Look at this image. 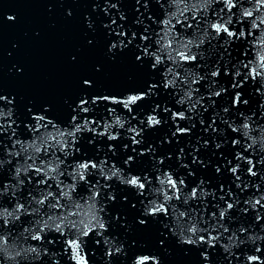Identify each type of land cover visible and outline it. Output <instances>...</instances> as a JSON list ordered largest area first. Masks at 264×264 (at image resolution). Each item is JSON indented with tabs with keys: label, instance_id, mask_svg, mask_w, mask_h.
Returning <instances> with one entry per match:
<instances>
[{
	"label": "water",
	"instance_id": "obj_1",
	"mask_svg": "<svg viewBox=\"0 0 264 264\" xmlns=\"http://www.w3.org/2000/svg\"><path fill=\"white\" fill-rule=\"evenodd\" d=\"M0 95V264H264V0H0Z\"/></svg>",
	"mask_w": 264,
	"mask_h": 264
},
{
	"label": "snow or ice",
	"instance_id": "obj_2",
	"mask_svg": "<svg viewBox=\"0 0 264 264\" xmlns=\"http://www.w3.org/2000/svg\"><path fill=\"white\" fill-rule=\"evenodd\" d=\"M112 23H115V21H112ZM218 31L220 30L219 28L217 29ZM224 31H227V29H223ZM229 35H232L231 33H229ZM118 36L121 37L122 39H120L118 42L116 43H112L109 45L110 48H116L117 46L121 47V48H127L129 45H131L132 41L131 40H128L127 39V33H118ZM133 38H135L136 34L133 33L132 34ZM125 38L127 39V43L125 42ZM144 40H147L148 37L147 36H144L143 37ZM136 54H135V61L138 62L140 65H147L149 63V61H146L144 59L145 56L147 55H150L149 53V49L148 47H143V48H139V49H136ZM184 59H189V57L185 56ZM191 59H195V57H191ZM159 62V58L157 57V63ZM151 67L153 69L156 68V63H152L151 64ZM217 73H213V75H216ZM84 85L86 87L88 86H91V82L89 80H84L83 81ZM156 85L155 84H151L149 83V81L146 79L144 81V84L142 87L140 88H136V89H130L128 90V92H134V93H138V94H134V95H130L127 97L126 100H119L117 99L118 96H122L123 94H120V95H93L91 96L90 98V101L89 99L87 98H80L78 101H76V110H78L79 113H87L88 112V104L91 102L92 104H96L97 102H102V101H108V100H111L113 101L114 103H121L123 102L124 103V106L127 108L129 107V105H132V104H135L137 101H143L146 99V97L148 96H151L152 93L155 91L156 89ZM217 96L220 95V93H216ZM241 97L237 96L236 97V102L239 103L241 102ZM0 102H9L6 98H4L2 95H0ZM156 108H159V105L156 106ZM167 110V109H166ZM179 117L181 119H184V116L182 113L178 114ZM41 119H43V117H41ZM175 119V118H174ZM72 120L75 122L76 121V116H72ZM89 122L87 120H85V125H87ZM149 123L151 125H156V124H159L160 121L155 119L154 117H150L149 118ZM82 125H79V124H76V130L77 131H80L82 130ZM179 132L181 133H185L188 131V129H185V128H179L178 126V129H177ZM71 135V133H70ZM173 135H175V133H173ZM112 139H115L114 137ZM134 141L136 143H140V141L138 140H135V137L133 138ZM217 147H219V145H217ZM132 156H129L128 159L125 161V163H129L132 161ZM81 169H88L89 167H96L95 164H89V163H85V164H81L79 166ZM216 171H219V168L216 169ZM235 171V169H233V172ZM113 175H116V173L114 172ZM80 179H84V175L83 173H81ZM169 184L172 185V187L174 189H177V191H179L180 189L178 188V184L179 185H183L184 181L183 179H180L179 181H174L172 180L171 178L167 181ZM124 183L126 184H130L132 186H135L139 189H143L145 187L144 183H141V179L138 178V177H132L128 180H125ZM96 196H99L100 193L99 192H96L95 193ZM193 195H196L195 193V190L193 191ZM110 199H112L113 201L116 199V196L115 195H111L110 196ZM133 208L135 207V205L132 206ZM232 205L229 204L228 205V208H231ZM160 214H164V215H167L168 214V209L164 207L163 204H160V205H153L152 208H151V212H145L143 217H158L160 216ZM221 215H223V212L221 213ZM137 222L144 226L146 225L147 223V220L145 218H138L137 219ZM96 227H99L101 229H103L105 227L104 223L102 222H98L96 225ZM59 227V226H58ZM195 231V229H193V232ZM85 235H87V233H84ZM203 237H200V240L203 241ZM188 242L189 244H192V243H196L197 241L196 240H188L186 241ZM209 244L211 243V241H207ZM74 247H76V245H74ZM114 249V251H113ZM110 255H112L114 252L115 253H120L121 252V249L119 247H110ZM79 264H84V261L82 258H80L79 260ZM140 264H143V261L140 262Z\"/></svg>",
	"mask_w": 264,
	"mask_h": 264
},
{
	"label": "clouds",
	"instance_id": "obj_3",
	"mask_svg": "<svg viewBox=\"0 0 264 264\" xmlns=\"http://www.w3.org/2000/svg\"><path fill=\"white\" fill-rule=\"evenodd\" d=\"M111 7H116V4H112ZM7 18H8L9 20H13V19H14L13 16H8ZM111 49H112V48L109 47V51H111ZM3 97L6 98V99H8L6 96H3ZM8 103L11 104V101H9ZM219 171H220V169H219ZM219 171H217V172H219ZM166 239H167V237H166ZM179 242H180V243H186V244H189L188 242H183V241H179ZM159 243H160L161 245H163V241H160ZM102 251H103V249H102ZM200 255H201V257L203 258L204 264H208L209 255H208L207 251L201 252ZM107 256H111V255H110V250H108V252H107ZM157 257H158V256H157ZM157 264H159V258L157 259Z\"/></svg>",
	"mask_w": 264,
	"mask_h": 264
}]
</instances>
